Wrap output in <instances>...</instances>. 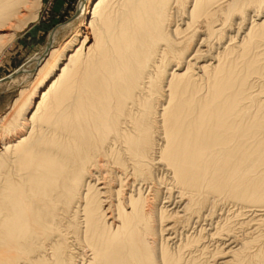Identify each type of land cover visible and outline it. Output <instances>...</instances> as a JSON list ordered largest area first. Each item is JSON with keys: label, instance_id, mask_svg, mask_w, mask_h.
I'll list each match as a JSON object with an SVG mask.
<instances>
[{"label": "bare ground", "instance_id": "6f19581e", "mask_svg": "<svg viewBox=\"0 0 264 264\" xmlns=\"http://www.w3.org/2000/svg\"><path fill=\"white\" fill-rule=\"evenodd\" d=\"M83 2L0 117V264H264V0Z\"/></svg>", "mask_w": 264, "mask_h": 264}, {"label": "rangeland", "instance_id": "374dc122", "mask_svg": "<svg viewBox=\"0 0 264 264\" xmlns=\"http://www.w3.org/2000/svg\"><path fill=\"white\" fill-rule=\"evenodd\" d=\"M34 1L33 10L37 16L34 21L23 29H18L13 23L0 32L3 36L0 41L3 42L0 43V117L8 113L24 86L33 82L35 72L31 71L37 66L36 59L42 57L47 52L48 45H51L52 39L49 37L57 35L53 47L59 48L82 28L83 21L78 16L84 0ZM28 13V10L23 12L20 19L22 17L21 20L25 21ZM21 69L27 73L19 74Z\"/></svg>", "mask_w": 264, "mask_h": 264}]
</instances>
